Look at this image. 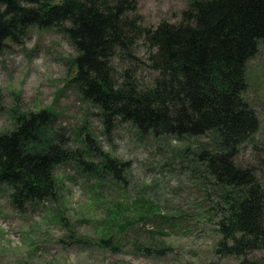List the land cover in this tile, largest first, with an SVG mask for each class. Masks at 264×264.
<instances>
[{
    "label": "trees",
    "instance_id": "1",
    "mask_svg": "<svg viewBox=\"0 0 264 264\" xmlns=\"http://www.w3.org/2000/svg\"><path fill=\"white\" fill-rule=\"evenodd\" d=\"M30 27L66 37L77 52L71 81L106 123L129 122L155 137H211L198 156L225 187L217 252L242 258L264 250V185L235 162L259 129L244 93L247 63L264 43V0H186L177 21L154 27L144 25L137 0H0V44ZM140 44L147 57L138 56ZM50 117L20 113L15 128L0 133V185L19 212L55 198V168L74 156L86 171L99 167L48 129ZM100 159L99 174L118 173L120 164Z\"/></svg>",
    "mask_w": 264,
    "mask_h": 264
},
{
    "label": "rangeland",
    "instance_id": "2",
    "mask_svg": "<svg viewBox=\"0 0 264 264\" xmlns=\"http://www.w3.org/2000/svg\"><path fill=\"white\" fill-rule=\"evenodd\" d=\"M144 25L179 19L186 0H137ZM138 56L147 57L140 44ZM77 52L57 29L30 27L0 44V133L20 113H50L74 155L118 173L86 171L74 158L55 168L56 196L19 212L0 185V264H264V250L238 258L217 252L225 187L198 154L211 137H155L129 122L106 123L71 81ZM145 79L152 72L143 66ZM246 101L259 129L237 152L264 185V43L246 67ZM84 154V155H83ZM101 161V162H100Z\"/></svg>",
    "mask_w": 264,
    "mask_h": 264
}]
</instances>
